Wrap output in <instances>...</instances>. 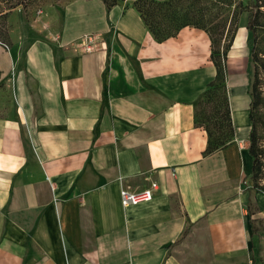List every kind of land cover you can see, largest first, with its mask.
<instances>
[{
    "label": "crops",
    "instance_id": "1",
    "mask_svg": "<svg viewBox=\"0 0 264 264\" xmlns=\"http://www.w3.org/2000/svg\"><path fill=\"white\" fill-rule=\"evenodd\" d=\"M19 26L0 44V264H264L238 62L226 65L233 137L204 154L194 108L216 74L204 29L158 41L131 5L102 0ZM152 181L151 199L122 205L121 187Z\"/></svg>",
    "mask_w": 264,
    "mask_h": 264
},
{
    "label": "trees",
    "instance_id": "2",
    "mask_svg": "<svg viewBox=\"0 0 264 264\" xmlns=\"http://www.w3.org/2000/svg\"><path fill=\"white\" fill-rule=\"evenodd\" d=\"M107 9L119 0H102ZM23 0H0V37L7 36V17L12 8L24 4ZM235 4L246 11L245 28L248 31L247 44L255 36V27L264 13V0H133L126 5L134 7L147 26L153 38L161 41L175 35L183 26H195L206 31L210 39V58L215 65V77L207 83L206 88L195 102L194 122L202 126L207 133V145L204 154H209L229 142L233 137L234 127L230 116L229 100L226 88L227 48L220 50L217 43L224 28L233 22L230 16L231 6ZM229 46V45H227ZM249 103V141L248 152L252 156L250 178H258L261 170L260 150L257 135V115L260 105L261 90L255 72L247 64ZM1 70H0V84ZM221 89V90H220ZM211 102L209 114L199 117V104ZM227 125V132L223 126ZM261 189L263 187H259ZM186 233V229L180 238Z\"/></svg>",
    "mask_w": 264,
    "mask_h": 264
},
{
    "label": "rangeland",
    "instance_id": "3",
    "mask_svg": "<svg viewBox=\"0 0 264 264\" xmlns=\"http://www.w3.org/2000/svg\"><path fill=\"white\" fill-rule=\"evenodd\" d=\"M17 1V0H14ZM24 4H20L11 9L8 17V33L5 37H0V44L4 47H7L10 43H12L11 30L13 27H16V31L20 30V21L25 23V26L29 27V22L35 20L38 15L47 9H57L62 10L64 4L69 2L70 0H23ZM126 3H130L133 0H119ZM134 8V7H133ZM135 9V8H134ZM16 12V13H14ZM232 16L233 22L230 25H226L219 38V43L216 44L220 50L223 48H227V59L231 56V63L238 62L240 64V68L242 72L247 74V64L249 65V69L255 72L258 78V85L261 90V98L260 105L258 107V115H257V135L259 142V150H260V160H261V170L259 172L258 178L255 180L249 179V188L253 191L259 190L264 192V13L260 14V18L255 27V36L250 40V43L247 44L248 31L245 28L246 23V11L244 8L239 9L232 4L230 16ZM25 29V28H24ZM27 30V29H26ZM25 31V30H24ZM229 45V46H227ZM239 66V65H238ZM247 85H248V77H247ZM221 90V89H220ZM4 100H6L7 96L4 93L1 96ZM199 117L203 119L201 116L204 114H209L211 108V102L203 103L201 102L198 106ZM1 110V109H0ZM223 130L227 132V125L223 126ZM251 208L255 209L256 206L254 203H251ZM263 219L258 217L254 220V225L257 228H261Z\"/></svg>",
    "mask_w": 264,
    "mask_h": 264
},
{
    "label": "built area",
    "instance_id": "4",
    "mask_svg": "<svg viewBox=\"0 0 264 264\" xmlns=\"http://www.w3.org/2000/svg\"><path fill=\"white\" fill-rule=\"evenodd\" d=\"M101 41V40H100ZM95 38L91 34H84L81 36L78 44L86 51L92 50L93 44L95 43ZM157 183L152 181L150 186L141 188L137 191L129 190L125 187L120 189V198L123 206L129 204H135L140 201L149 200L153 195V188H155Z\"/></svg>",
    "mask_w": 264,
    "mask_h": 264
}]
</instances>
